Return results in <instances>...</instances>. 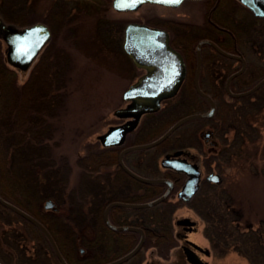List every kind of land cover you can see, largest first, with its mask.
Listing matches in <instances>:
<instances>
[{
  "label": "flooded vegetation",
  "instance_id": "obj_1",
  "mask_svg": "<svg viewBox=\"0 0 264 264\" xmlns=\"http://www.w3.org/2000/svg\"><path fill=\"white\" fill-rule=\"evenodd\" d=\"M8 1L10 3V0ZM21 1L22 3L20 8L26 10L28 14H35L36 1ZM233 1L238 2L239 4L241 3L239 0ZM233 1L182 0L181 3L176 7L171 5H164L162 3L144 2L136 8L124 10L116 8V0L44 1V3L47 2V5L43 8L44 17H42L41 20H38V22L48 27L52 38L55 34V28L57 29V31L63 29L65 24L67 25L68 20H75L79 18L87 19L94 22V28H89V32L91 34L92 32H97V29H95V27H97L98 25L105 26L106 24L107 27L110 26V34H108L107 32H105V35L103 33H100V38L107 37V39L109 40V44H111L112 46H118L121 51L123 49V51L125 52L124 54L128 55L124 48L127 26L129 24L145 25L150 28L165 31L168 36L169 45L182 55V58L186 65V77L177 94L172 98L162 101L161 107L158 111L141 115L136 127L126 134L120 144L104 146L101 140L98 139V142L103 148V151L99 153L100 157L103 160V163L105 160V155H108L107 158L114 157L115 161L113 164H111V166H115L116 169L113 174L109 172L100 175L98 173L100 171H98L97 174L92 173L90 175V194L93 196L101 192V189L102 191L105 190L108 193L109 187L113 185L117 187V191L119 194L126 195L127 197L124 200H115L109 202L105 206L103 211V221L106 229L103 230L102 236H99V232L95 228L94 222H92V224H88L90 231L92 232V235L87 238V241L89 243V251L95 254L97 253V251L100 252L101 249L104 250L103 254L108 257L106 262H102L100 264L108 263L121 258L122 256L132 251L142 239V233L137 230H115L109 227L105 220V212L108 206L113 202L142 204L154 200L151 199L148 201H141L143 196L151 197L156 193V191L151 192L149 191V188H142L140 184L145 183L138 181L135 177H133L130 173H128L124 168L121 167L120 155L124 150L128 148L150 143L158 139L163 134H165L178 120L181 119L180 118L173 122L170 126H168V129H166L156 139L148 142L146 141V138H149L153 134V129L156 127L144 125V121H146V119L149 120L151 116L158 114V112L163 109V106L167 104L169 100L177 97L182 90L187 91V89L184 87V83L187 79L188 73L187 64H196L194 76L191 79V81L193 82L192 93L188 91L187 95L185 93L187 100H185V104L187 105V108L192 109L190 111L192 113H188L185 116H182V118L193 114L204 113L211 109V105L208 100L197 92L195 86V73L197 68V46L199 42L202 40H209L227 53L241 55L245 60V64H249V59L244 54L246 51H251L254 54L256 52L259 53L261 51H264V17L254 16L253 13L242 3L240 4L241 7L239 6L240 8L236 7L233 4ZM11 2V5L13 7L14 1L11 0ZM192 2H197L196 4L202 5L203 13L199 19L194 18V14L192 13L193 7H191L190 5ZM122 7L124 8L123 5L119 6V8ZM239 10L242 11L246 16H244L245 19H241V21L238 23L237 20H239V15L237 14V12ZM16 13L17 10L14 11V14ZM250 13L257 18V25H254L255 23H253V20L249 18ZM24 14L26 13L24 12ZM93 35L94 37H99L98 33L97 35ZM112 37L114 39H111ZM101 42L106 43V41H104L103 39L101 40ZM200 55L201 69L200 75L198 77V82L201 90L209 95L214 101V114L211 117H197L188 120L181 126H179L176 130H174L169 135V137H167L160 144L146 149L129 150L125 152L122 157L124 165L135 175L150 179H168L173 183V188L171 189L167 198L164 200L169 202L166 205L161 204V202L159 204L147 207H132L123 205H115L110 207V209L108 210V220L111 225L116 227L137 228L141 229L144 233V241L140 250L130 259L121 264H214V259L217 257V255L221 254L220 250L222 247V243L216 238L208 237L205 227L208 220L207 213L211 212V208L208 203L214 198L213 193L215 190L213 189L215 186H219L223 183V178L220 183H215L207 179L209 174L214 173L215 171L212 169H210V171L207 173H204L202 171L200 165L202 164V162L206 164L207 159L206 156L204 157L202 155L203 153L201 152V147H199L197 151H195L193 150L194 147L192 146V144L189 143L188 145L186 144L184 146L186 147V149L184 150L175 149L178 147H175L174 143H171L169 138H171V136L177 130L187 126L188 131L186 133V136L191 140H194L196 138H200V135L202 137V140H200L199 143H202V141H204L205 143L208 142V150L212 154L210 156L211 159L213 158L215 161L219 162V160L216 159H219V157L221 156L222 140L220 137V130L217 125H215L214 121V119L217 117V113L219 112V107L215 98H213V96L208 92L213 93V95L217 97L216 89L218 87H221V95L225 100H227L228 98H236L230 96L226 90V82L229 76L234 73H232L229 70L230 68L226 67V65L237 63L240 65L238 66L239 70L241 69L243 63L238 59L230 58L221 54L208 43L201 45ZM128 57L134 64L129 55ZM212 63L222 64V67L225 68V74L230 71L226 78L223 79L222 74V77L220 75L217 76V68H213L214 66L209 67L208 71L205 70L203 64ZM140 70H142L141 75H143L145 71L143 69ZM219 70L220 69L218 68V71ZM237 77H234L230 82V90L232 92H236L233 90L232 86L235 84V80H237ZM206 84L209 85L206 86ZM193 96H196V99L198 98V100H200L202 104L195 101ZM203 101H205L207 105L204 104ZM127 104L128 102L125 101V105L123 107H125ZM118 119L120 122L118 124L110 125L109 128L111 126L124 124L131 118ZM167 144L170 145L166 146ZM166 147H168V149ZM161 148L163 149L160 150ZM162 156L163 158L158 161ZM166 157H170L171 159L176 160H185L187 162L193 163L197 165L198 170L200 171L199 188L197 192L186 201L179 198L178 193L187 180L188 176L184 173L177 172L172 168L164 167L162 165V161ZM96 168L100 169V166L97 165ZM214 174H216V172ZM179 183H181V186L178 190L175 191V186ZM160 184L164 186V189L159 196L164 194L167 190V185L165 183ZM104 185L108 186L105 187ZM145 185L154 186L155 184ZM207 187H209V190L207 189ZM172 197H176V199L183 204V208H186V210L188 211V214H186V216H180L178 218H176V216L174 217L179 206L174 202H171L170 199ZM3 208L5 207L3 206ZM5 209L11 211L8 208ZM55 211H57V209ZM11 212L14 213L13 211ZM26 212L29 213L28 211ZM7 213L10 214V212ZM186 218L190 219V221L195 222V224L193 226L187 227L177 224L178 220ZM25 221L31 224L29 221ZM160 227H165L166 229L170 230L172 236L149 237L152 232L156 233V231H158ZM9 232L10 229L9 231H7L6 229L3 231L4 234H8ZM198 233H201L202 236H196V234ZM3 239L4 243L0 244V263L13 264L10 262V260H17L19 254H17L18 256L13 254L16 256L13 257V259L11 256L12 254L10 253V238H7L5 236L3 237ZM147 243L151 245L147 246ZM96 244H99L101 247L96 248ZM131 245L133 246L130 247ZM188 252L193 255V259H195L196 261H190L188 259ZM100 253L102 254V252ZM22 254L26 258V261L32 260V262H35L36 260H40L39 255L37 254V256L36 253L31 254L24 251Z\"/></svg>",
  "mask_w": 264,
  "mask_h": 264
},
{
  "label": "rangeland",
  "instance_id": "obj_2",
  "mask_svg": "<svg viewBox=\"0 0 264 264\" xmlns=\"http://www.w3.org/2000/svg\"><path fill=\"white\" fill-rule=\"evenodd\" d=\"M12 1H14L13 7L11 0L10 3L8 0H0V17L4 22L10 24L16 18H23L24 25L17 26L25 27L39 23L38 20L44 17L43 8L47 5V2L44 3L45 0H34L36 1L35 14H28L26 10L20 8L21 0ZM192 3L190 5L193 7L192 13L194 14V18L199 19L203 13L202 5L196 4L197 2ZM233 4L238 8L241 7V3L233 1ZM16 10L17 13L14 14ZM237 14L241 19L246 16L240 10ZM93 25L94 22L87 19L68 20L67 25L65 24L63 29L57 31L55 28L53 38H50L28 71L22 72L17 70V82L21 85L28 79L33 66H35L42 52L49 45L52 44L53 48L63 49L69 54L70 68L67 74V85L64 89L66 96L65 105L58 117L53 121L56 129L54 140L57 142V145L52 151V155L57 162H59L60 158L66 157L68 163L71 165L69 189L76 186L80 173L84 169L77 165L78 159L86 157L89 159L88 168L90 174H97L98 171L92 170L97 165L100 166V172H98L100 175L109 172L113 174L115 172L116 167L111 166L113 158H107L108 155H105L103 163L99 154L103 151V148L98 139L100 135L107 132L110 125L120 122L113 113L116 109L125 105V100L122 98L124 90L142 74V70L134 66L128 55L124 54L123 49L121 51L118 46L109 44L107 37L100 38V33L105 35V32H107L110 34V26L107 27L106 24L105 26L98 25L95 27L97 32L95 31L91 34L89 28H94ZM97 33L99 35V37L97 36L98 38L93 35H97ZM102 39L106 43H102ZM111 39L114 38L112 37ZM5 49V43L0 40V62L2 61L8 65ZM244 54L248 57L249 61L256 59V56L251 51H246ZM203 66L206 71H208L209 67L214 66L217 68V76L222 74V76L226 77L230 72L228 71L225 74V68L222 67V64L212 63L203 64ZM238 66L239 64L237 63L231 64V68H237ZM218 68L220 69L219 71ZM208 85L206 84V86ZM240 86L241 82L236 80V89L240 88ZM185 93L187 95L186 90H182L177 97L169 100L158 114L151 116V120L149 118V120L146 119L144 121V125L156 127L153 129V134L149 138H146L147 142L159 137L160 134L168 129V126L182 118V116L192 113L190 112L192 109L187 108L185 104ZM255 121V128L259 132L261 130V133H257L255 129L252 130L250 139H248L249 142L244 145L245 148L243 149H239L240 141L238 139L233 140L234 143L230 145L232 146L230 151L225 154V156L229 154L228 160L226 161L225 156L216 159L220 163L213 158L211 159L210 156L212 154L208 150V142L202 141V143H199L202 140L200 135V138L194 140L186 136L188 131L187 126L180 128L169 138L170 142L174 143L175 147H178L175 149L184 150L186 149L184 146L189 143L192 144L195 151L201 147L202 155L206 156L207 159L206 164L202 162L200 165L202 171L207 173L212 169L216 174L222 176L223 183L217 187L216 193L218 195L221 193L224 199L233 201L238 209V216L235 217L233 215L232 219L235 220L237 218L233 222V225L237 224L239 228L237 231L233 230L232 235L229 237L230 239L228 238L227 241L219 240L222 243L221 254L217 255L214 259V264H259L262 260V255L256 252V247L254 248L249 244L250 238L248 237L250 229L255 233V231L264 225V120L257 117ZM259 121L260 123H258ZM256 136H258L257 140ZM228 137L234 139L233 132H230ZM168 145L170 144L166 146ZM4 148L0 147V166L6 169L10 158L9 154L3 150ZM166 148L168 149V147ZM162 158L163 156L158 161ZM4 189L7 191V188ZM207 189L209 190V187ZM170 200L179 206L174 217L178 218L188 214L186 208H183V204L176 197H172ZM213 200H215V197ZM46 201L42 203V213L55 212L64 217L68 215V207L65 204L56 205L53 201L54 206L57 207V211L54 209L46 210L44 208ZM7 212L10 211H3L0 208V244L4 243L3 237L10 238V253L12 254V258L19 254L17 260H10L11 263L60 264L52 251L50 253L45 249L41 251L43 246H41L40 251L35 247L37 251L35 252L33 246L38 245L42 241L41 235L33 230L23 218L18 215L17 218L16 215ZM5 229L7 231L10 229V232L4 234L3 231ZM210 233L212 234L208 230V237H211ZM91 235L92 232L89 226H84L78 230L77 244L79 248L84 249L83 243ZM196 236H202V234L198 233ZM24 251L38 254L40 260H36L35 262H32V260L26 261V258L22 254Z\"/></svg>",
  "mask_w": 264,
  "mask_h": 264
},
{
  "label": "trees",
  "instance_id": "obj_3",
  "mask_svg": "<svg viewBox=\"0 0 264 264\" xmlns=\"http://www.w3.org/2000/svg\"><path fill=\"white\" fill-rule=\"evenodd\" d=\"M249 18L253 20L254 25H257V18L251 13ZM240 21L241 18L237 20L238 23ZM12 22L20 26L23 24L21 18H16ZM254 55L256 59L249 61L244 72L236 78L241 82V86L236 89L234 84L232 86L234 91L248 90L264 77V51L256 52ZM187 66L188 73L184 87L192 93L191 79L194 76L196 64H187ZM226 67H229L232 73L239 68H231V64H227ZM69 68V54L63 49L53 48L52 44L42 52L28 79L21 85L17 82V70L0 62V147H5L3 150L9 154L10 158L6 169L0 166V194L4 199L31 213L49 230L68 264H100L106 262L108 258L103 254L104 250L100 249L102 254L99 251L95 254L90 252L87 239L83 243L84 249L79 248L78 230L94 222L99 236H102L103 230L106 229L103 221L105 206L109 202L124 200L127 197L119 194L117 187L113 185L109 187L108 193L101 189V192L92 196L87 157L77 160V165L84 169L80 173L76 186L69 189L71 165L66 157L60 158L57 162L52 155L57 145L54 140L56 129L53 121L65 105L64 89L67 85ZM224 78L226 77L223 75ZM208 93L215 98L219 107L214 121L221 133L222 150L219 158H223L230 151L233 140L240 141L239 149L245 148L244 145L248 144L252 130H256L255 119L260 117L264 120V85L250 95L227 100L221 95V87L216 89L217 97L211 92ZM193 98L202 104L196 96ZM203 103L206 104L205 101ZM230 132H233L234 139L228 137ZM257 133H261V130ZM256 137L257 140L258 136ZM228 156L229 154L225 156L226 161ZM111 158H113L111 163L113 164L115 158ZM92 170L99 171L96 167ZM140 185L142 188H149L151 192L156 191L151 197L143 196L141 201L155 199L164 189L162 184ZM180 186L181 183L177 184L175 191ZM217 187L213 189L215 200L212 199L208 203L211 212L207 213L209 221L206 222L205 230L206 233L208 230L212 232L211 237L227 241L233 230L237 231L239 228L237 224L233 225L237 219L235 217L238 216V209L233 201L224 199L221 193L220 195L216 193ZM4 188H7L8 192ZM47 199L54 201L56 205L65 204L68 207V215L64 217L55 212L42 213V203ZM168 203L164 201L161 204ZM0 208L8 211L1 204ZM233 215L235 220L232 219ZM29 225L43 238L38 245L33 246L35 252H37L35 247L40 251L43 246L41 251L45 249L50 253L52 248L48 240L32 224ZM154 236H172V234L165 227H160L156 233L152 232L149 235V237ZM248 237L249 244L256 247V252L262 255L259 264H264V225L255 233L250 229ZM95 246L101 247L99 244Z\"/></svg>",
  "mask_w": 264,
  "mask_h": 264
},
{
  "label": "water",
  "instance_id": "obj_4",
  "mask_svg": "<svg viewBox=\"0 0 264 264\" xmlns=\"http://www.w3.org/2000/svg\"><path fill=\"white\" fill-rule=\"evenodd\" d=\"M179 3L166 2V0H116L115 6L117 9H133L141 5L144 2H155L162 3L164 5L178 6ZM244 6H246L254 16L264 17V0H239ZM119 5H123L124 8H119ZM51 38V33L48 27L42 23H35L30 26L19 27L13 23H6L0 17V40H2L5 45V56L7 63L13 68L19 69L21 71H28L36 57L46 46ZM208 43L212 45L221 54L235 58L242 61V67L238 71L234 72L229 76L226 82V90L228 94L232 97H243L250 95L257 91L263 84L264 78L256 83L252 88L244 92H232L230 90V82L234 77H237L244 72L246 65L245 60L241 55H235L227 53L217 47L216 44L210 42L209 40H202L197 46V68L195 73V86L197 92L206 98L211 105V109L204 113H198L189 115L178 120L165 134H163L158 139L146 143L137 145L132 148L124 150L120 155V165L138 181L145 184H160L165 183L167 185V190L164 194L158 198L142 204H129L123 202H113L111 203L105 212V220L109 227L115 230H137L142 233V239L135 246V248L122 256L121 258L104 263V264H121L133 255H135L141 248L144 241V233L141 229L131 228V227H116L110 224L108 220V210L111 206L123 205L132 207H147L159 204L163 202L171 189L173 188V183L168 179H150L142 176L135 175L132 173L123 163L122 157L125 152L134 149H146L154 147L164 141L169 135L176 130L179 126L188 120L197 117H211L215 112V104L209 95L203 92L199 86L198 77L200 75L201 69V55L200 49L201 45ZM124 48L130 58L133 60L134 65L137 68L143 69L145 72L141 75L133 84H131L123 93V99L128 102L125 107L118 108L114 111V116L118 118H131L128 122L111 126L108 131L100 135L104 146L117 145L120 144L126 134L132 131L141 117L145 113L156 112L160 109L162 101L174 97L179 91L185 77H186V65L182 58V55L171 47L168 43V36L165 31L160 29L150 28L145 25L129 24L126 28ZM162 165L167 168H172L177 172L184 173L188 176L184 185L178 193V197L182 200H188L193 194H195L199 188L200 181V171L197 165L187 162L185 160H176L166 157L162 161ZM215 183H220L222 177L219 174L211 173L207 177ZM0 204L4 207L10 209L14 213L18 214L25 220L29 221L33 226H35L48 240L56 258L60 264H68L63 257L58 245L56 244L53 236L49 230L34 216L27 213L15 204L5 200L0 195ZM44 208L46 210L54 209L52 200H47L45 202ZM177 224L182 226H193L195 222L190 221V219H180ZM193 255L188 252V259L190 261H196L193 259ZM1 264V263H0Z\"/></svg>",
  "mask_w": 264,
  "mask_h": 264
},
{
  "label": "snow or ice",
  "instance_id": "obj_5",
  "mask_svg": "<svg viewBox=\"0 0 264 264\" xmlns=\"http://www.w3.org/2000/svg\"><path fill=\"white\" fill-rule=\"evenodd\" d=\"M166 2H174V3H179V0H166ZM121 6L118 4V7Z\"/></svg>",
  "mask_w": 264,
  "mask_h": 264
}]
</instances>
